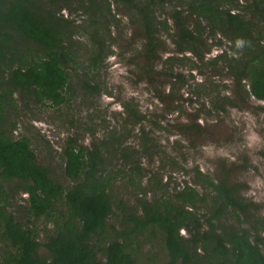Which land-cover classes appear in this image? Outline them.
<instances>
[{
  "label": "trees",
  "instance_id": "trees-1",
  "mask_svg": "<svg viewBox=\"0 0 264 264\" xmlns=\"http://www.w3.org/2000/svg\"><path fill=\"white\" fill-rule=\"evenodd\" d=\"M245 1L243 6L238 0H0V182L20 181L16 186L28 195L27 204L16 207L0 191V264H140L141 248L158 235L167 251L166 264H264L261 209L245 199L244 185L231 182L229 171L223 170L216 179L196 168L191 183L174 193L155 179L158 194L127 206L113 193L110 162L128 156V128H124L126 135L112 132L91 146L69 137L63 150L67 186L38 163L29 137L14 139L9 133L16 130L12 123L7 129L6 110L18 106L15 93L26 98L25 103L55 106L76 97L72 73L84 45L78 46L75 33L84 34L90 47L81 67L85 70L81 90L89 96L100 93L98 74L113 53L104 34L118 26L121 8L145 39L147 59L154 62L163 45L161 31L176 39L178 53L191 51L200 58L199 48L208 37H226L233 57H225L222 51L210 64H223L238 91H245V101L251 97L264 101V0ZM184 4L186 16L179 7ZM166 5L173 7L174 33L168 21L157 16ZM66 9L69 14L82 12L84 23L66 17ZM176 62L172 55L163 66L174 78L165 95L171 101L178 100L176 90L187 82L183 74L173 71ZM211 103L216 111L236 106L229 95ZM122 105L124 125L140 126L137 153L162 152L147 131L146 116L138 105ZM92 120L93 114H88L85 131L94 132ZM20 213H26L27 221L50 222L43 241L19 219ZM115 217L120 229L110 222Z\"/></svg>",
  "mask_w": 264,
  "mask_h": 264
},
{
  "label": "rangeland",
  "instance_id": "rangeland-1",
  "mask_svg": "<svg viewBox=\"0 0 264 264\" xmlns=\"http://www.w3.org/2000/svg\"><path fill=\"white\" fill-rule=\"evenodd\" d=\"M238 1L240 5L247 4L245 0ZM179 7L186 16L187 5ZM172 11L173 7L166 5L158 10L157 16L159 20H167L170 32L174 33L176 27L171 18ZM117 15L118 26H112L111 32L104 34L113 53L98 74L100 93L89 96L81 90L85 71L81 67L90 47L84 34L75 33V42L78 46L84 45L72 73V89L76 97L73 96L70 103L55 106L47 102L25 103L27 99L15 93L18 106L6 110L8 131L11 130V123L16 125V130L9 132L10 135L14 139L29 137L38 163L47 166L52 177L67 186L70 181L65 175L63 150L69 137H78L79 142L91 146L94 140L112 132L126 135L124 128H128L131 135L126 139L128 156L123 158L119 155L110 162L113 193L115 197L122 198L127 206H137L138 199H150L158 194L155 179L174 193L186 183H191L196 168L216 179L221 178L223 170H227L230 181L244 185L242 195L260 207L264 218V101L254 97L245 101V91H238L223 64L217 67L210 64L222 51L227 53L225 57H233L229 39L219 34L208 37L199 48V52L203 53L200 58L191 51L178 53L176 39L169 35V31H161L163 45L154 62L147 59L143 50L145 39L139 35L138 28L130 21L126 11L121 8ZM65 16L76 24L84 23L86 18L82 12L69 14L67 9ZM189 22L191 28L193 22ZM172 55L178 59L173 71L187 79L183 87L176 90L177 101L165 96L170 93L174 78L169 74L171 71L164 70L163 66ZM154 68L159 74L153 73ZM162 71L167 75H163ZM224 95H229L236 106H227L225 111L213 110L211 102H221ZM123 102L138 105L146 116L144 125L147 131L162 152L151 149L149 154L137 153L136 135L140 126L134 123L124 125ZM91 103H94L92 111L89 110ZM88 114H93L92 122L89 121L91 126H95L93 133L85 131ZM157 122L160 126L154 124ZM170 157L179 165L178 168ZM19 182H0V191L3 190V195H7L9 202L16 207L26 205L28 199V195L16 186ZM19 219L37 231L40 241H43L47 227H51L45 219L27 221L26 213H20ZM116 219L110 222L119 228V218ZM41 253H45L44 248ZM139 258L140 264H166L168 257L162 236L158 235L151 243L143 245Z\"/></svg>",
  "mask_w": 264,
  "mask_h": 264
}]
</instances>
